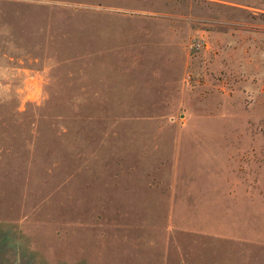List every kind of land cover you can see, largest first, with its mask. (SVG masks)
I'll list each match as a JSON object with an SVG mask.
<instances>
[{
    "label": "rangeland",
    "instance_id": "374dc122",
    "mask_svg": "<svg viewBox=\"0 0 264 264\" xmlns=\"http://www.w3.org/2000/svg\"><path fill=\"white\" fill-rule=\"evenodd\" d=\"M0 264H264V0H0Z\"/></svg>",
    "mask_w": 264,
    "mask_h": 264
},
{
    "label": "built area",
    "instance_id": "2783aa9c",
    "mask_svg": "<svg viewBox=\"0 0 264 264\" xmlns=\"http://www.w3.org/2000/svg\"><path fill=\"white\" fill-rule=\"evenodd\" d=\"M194 46H196V47H200V46H201V42H196V43H194Z\"/></svg>",
    "mask_w": 264,
    "mask_h": 264
}]
</instances>
